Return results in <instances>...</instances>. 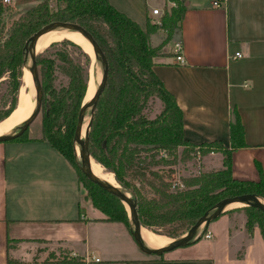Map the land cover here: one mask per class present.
Here are the masks:
<instances>
[{
	"label": "crops",
	"instance_id": "obj_1",
	"mask_svg": "<svg viewBox=\"0 0 264 264\" xmlns=\"http://www.w3.org/2000/svg\"><path fill=\"white\" fill-rule=\"evenodd\" d=\"M214 1L186 0L181 30L171 40L182 41L185 62L178 63L170 47L154 70L176 97L184 136L195 144L221 140L230 147L237 106L249 146L233 152V175L258 181L264 179V0H224L221 7ZM110 2L145 30L148 20L161 17L153 8L166 12L174 5ZM158 33L163 38L160 29L151 40ZM236 52L241 57L234 59ZM210 155L203 162L222 168L224 157L216 162ZM246 221L244 211L232 210L202 229L210 238L147 254L125 223L108 220L93 204L77 169L49 141L28 136L0 142V264H264L260 228L251 234ZM43 251L48 256L37 257Z\"/></svg>",
	"mask_w": 264,
	"mask_h": 264
},
{
	"label": "trees",
	"instance_id": "obj_2",
	"mask_svg": "<svg viewBox=\"0 0 264 264\" xmlns=\"http://www.w3.org/2000/svg\"><path fill=\"white\" fill-rule=\"evenodd\" d=\"M56 1V8L51 0L39 2L14 19L9 27L0 21V85L7 84L8 92V108L0 114V120L18 106L29 38L53 21L76 22L94 35L109 63L107 84L89 132V150L135 200L143 226L170 235L167 228H191L207 212L214 213L215 206L227 197L255 194L264 199L263 178L243 180L233 175V152L249 146L237 106L231 109L230 147L221 140L195 144L184 136L183 110L176 97L154 70L162 49L181 30L186 0H170L175 5L164 13L161 24L148 20L146 30L110 0ZM160 29L166 33L165 39L153 45L151 36ZM68 46L77 47L83 61L77 60ZM92 61L89 53L68 39L52 43L37 56L43 96L42 138L77 169L93 204L107 219L123 222L132 231V218L125 204L92 183L79 167L81 159L75 149V131L89 92ZM97 64L102 66L100 58ZM58 71L65 80L57 85ZM157 100L162 108L156 116L149 117V106ZM26 133L14 140L28 139ZM198 150L203 156L222 153L223 167L199 171L180 180L171 178L176 171L174 167L191 160ZM165 168L170 172L167 175ZM232 210H244L249 233L259 227L264 239V212L260 208L236 207L222 215ZM203 235L199 231L190 244Z\"/></svg>",
	"mask_w": 264,
	"mask_h": 264
},
{
	"label": "water",
	"instance_id": "obj_3",
	"mask_svg": "<svg viewBox=\"0 0 264 264\" xmlns=\"http://www.w3.org/2000/svg\"><path fill=\"white\" fill-rule=\"evenodd\" d=\"M55 30H68L81 33L91 43L95 52V57L100 58L101 60L103 66L101 81L99 82L98 86H96L93 97L88 101L85 100L79 112L78 124L75 131V140L79 144L81 149L79 154L81 159V170L92 183L97 184L102 189L117 196L125 204L126 207H129L130 216L132 218L133 224V229L131 233L135 242L143 252L147 254L161 255L176 248L189 245L194 239L198 237L199 231H201L203 228L205 229L207 225L219 218V216H221L223 212L229 210V207L235 203H242L245 206L252 205L260 208L264 212V200L255 194H241L237 196L227 197L215 206L214 213L209 214V212H207L189 229V231L185 235H183L179 239L174 240L161 248L151 247L145 242L142 235V230L145 226H143V224L141 223L135 200L131 197L128 192H125L122 189L120 184H113L108 180L100 178L93 171L92 163L93 161H97L92 156L89 150V132L99 98L102 95L107 84L109 74V63L102 47L99 45L94 35L86 27L76 22L53 21L43 26L40 30L34 33L27 41L25 58L27 64L25 69L29 70V72L31 73L32 80L34 82L35 107L31 116L21 126L17 128L19 130L15 133L13 131L11 133L0 136V142L11 141L24 135L29 129L31 123L41 112L43 96L39 66L37 62L38 53L36 51V45L42 35ZM28 61H30V64L28 63ZM87 118L88 124L85 134L83 136V127Z\"/></svg>",
	"mask_w": 264,
	"mask_h": 264
},
{
	"label": "rangeland",
	"instance_id": "obj_4",
	"mask_svg": "<svg viewBox=\"0 0 264 264\" xmlns=\"http://www.w3.org/2000/svg\"><path fill=\"white\" fill-rule=\"evenodd\" d=\"M32 1H35V0H17V2L15 3L14 2V6L12 5V2L11 4H6L4 3V1L2 0V11H0V21L1 22H4L6 24L7 27L11 26L12 22L14 21V19L18 18L21 14H23L26 10L30 9L31 7H27L29 5H31L32 3L34 4L35 2H32ZM39 1V0H37ZM53 2V6L56 8V4H57V1L56 0H51ZM175 5V3H174ZM173 5V6H174ZM26 7L24 9H21L22 7ZM35 6V5H34ZM172 6V7H173ZM33 7V6H32ZM171 8H168L167 11L170 12ZM165 13V12H164ZM164 15V14H163ZM163 15L159 18V20L155 21V23L157 24H161L160 22L162 21V17ZM165 32L163 30V38H162V34L158 33L157 35H155L152 39V43L154 45L158 44L159 41L161 39H165ZM162 40V41H163ZM161 41V42H162ZM59 42V41H58ZM81 47V46H80ZM170 47H174V42H169L167 43V45L162 49V51H165L167 52ZM68 49L70 51V53L77 58V60H82L83 61V58L80 54V50L77 48V47H74V46H68ZM83 49V48H82ZM45 50L41 51L40 53H38V55L42 54ZM91 56V55H90ZM92 65H91V69H90V80L93 79L95 84L98 85L99 82L101 81V78H102V71H101V67L98 66L97 64V58L96 57H92ZM25 70H24V77H23V81L25 79ZM41 79V77H40ZM63 80H65V77L63 76V74L61 72H57V80H56V84H60ZM24 84L21 88V91L22 89L24 90V92H26V95L28 97V95H30V92L32 91V87L34 89V82L32 80V85H26ZM7 84L3 83L0 85V114H2L7 108H8V92H7ZM34 91V90H33ZM21 93V92H20ZM21 96V95H20ZM20 100V98H19ZM33 100L35 102V96L33 97ZM86 100V99H85ZM88 101V100H86ZM19 104V103H18ZM18 107V106H17ZM162 108V104L160 101H154L150 104L149 106V109L147 111L149 117H154L156 116L160 110ZM17 109V108H16ZM15 109V110H16ZM14 110V111H15ZM13 111V112H14ZM12 112V113H13ZM12 113L10 115H12ZM9 115V116H10ZM8 116V117H9ZM8 117L4 118V119H1L0 122L4 121L5 119H7ZM42 125H43V107L41 109V112L39 113V115L36 117V119L31 123L27 133H26V136H31V137H38V136H42L43 137V133H42ZM19 129H16L14 131L17 132ZM76 149V147H75ZM79 149V152L81 151L80 147L78 148ZM211 154V155H210ZM210 154H207L205 156H213L212 153ZM78 155V154H77ZM79 156V155H78ZM205 156L202 155V159L201 161H199L197 158L193 157L191 160H188V161H183V162H180L177 166H175L174 168L176 169L175 173L172 174V177L173 179L175 180H180V178L184 177V176H189L191 174H196L198 173L199 171H211V169L213 170L212 167L213 164L210 163V159L206 160L205 162H203L205 160ZM80 157V156H79ZM224 156L221 154H219L218 156H213V160L217 162L220 161V158H223ZM212 162V161H211ZM98 163V162H97ZM100 164V163H99ZM80 170H81V162H80ZM104 167V166H103ZM221 167V165L219 166V168ZM105 168V167H104ZM164 173L167 175L169 174L170 172L168 171L169 169L168 168H165L164 169ZM82 171V170H81ZM130 177V176H129ZM116 178V177H115ZM132 178H134V176H132ZM117 183L120 184L118 182V180L116 179ZM83 184L85 186V190H86V193H87V196L90 198L89 196V190L87 188V186L85 185V182L83 181ZM121 185V184H120ZM91 199V198H90ZM264 200V199H263ZM242 206H245L244 204L241 205V206H236V207H242ZM236 207H229V209L231 208H236ZM244 211V210H243ZM245 212V211H244ZM190 229V228H189ZM189 229H183V228H179L178 226H174V227H170V228H167L166 231L170 233V235H165V234H161V233H157V234H160V235H163V236H166L168 238H171L173 239L172 241L174 240H177L179 239L180 237H182L183 235H185ZM201 230V229H200ZM153 231V230H152ZM155 232V231H153ZM48 252L45 253V251L43 252H38L37 253V257H41V256H48ZM60 256V254H59ZM58 255L55 254V256L53 257H59ZM61 257V256H60ZM50 258V257H49Z\"/></svg>",
	"mask_w": 264,
	"mask_h": 264
},
{
	"label": "bare ground",
	"instance_id": "obj_5",
	"mask_svg": "<svg viewBox=\"0 0 264 264\" xmlns=\"http://www.w3.org/2000/svg\"><path fill=\"white\" fill-rule=\"evenodd\" d=\"M68 39L79 46H81L87 53L91 55V57H95V52L93 50V47L91 43L79 32L75 31H68V30H55L51 32H47L44 35H42L36 45V51L37 53H40L41 51L45 50L48 48L52 43L62 41ZM25 79H24V84L26 85H32V77L31 73L29 70L25 69ZM25 85V86H26ZM96 84L93 79L90 80V87H89V92L86 97V100H90L96 89ZM30 92V95H26V92L22 89L20 93V100L17 109L10 115L7 119L4 121L0 122V136H3L5 134L11 133L15 131L19 126H21L32 114L34 107H35V102L33 100V97L35 95V90ZM88 124V118L85 120V124L83 127V136L85 134L86 128ZM79 144L77 143L76 145V151L77 154L79 155ZM93 166V171L95 174L103 178L105 180H108L112 182L113 184H118L116 181V178L112 172L104 168L101 164L93 161L92 163ZM243 205L242 203H235L231 205L230 207H236V206H241ZM127 209L130 213L129 207L127 206ZM142 235L145 240V242L150 245L151 247L154 248H161L163 246H166L170 242H172L173 239L168 238L166 236L157 234L156 232H153L151 229L144 227L142 230Z\"/></svg>",
	"mask_w": 264,
	"mask_h": 264
},
{
	"label": "built area",
	"instance_id": "obj_6",
	"mask_svg": "<svg viewBox=\"0 0 264 264\" xmlns=\"http://www.w3.org/2000/svg\"><path fill=\"white\" fill-rule=\"evenodd\" d=\"M3 1L6 4H11V2H12V0H3ZM223 3H224V0H215L214 1L215 6H218V7H221L223 5ZM152 13L155 15L160 14L162 16L164 14V11H162L160 8H153ZM183 48H184V46H183L182 41L177 40L174 42L173 53H174L175 59L178 63H184L185 62V57L183 55ZM239 57H241L240 52H236V54L233 56L234 59L239 58ZM194 157L197 158L199 161H201V159H202L201 152L199 150L196 151ZM205 236L207 238H210L211 234L205 233ZM96 260L99 261V259H96Z\"/></svg>",
	"mask_w": 264,
	"mask_h": 264
}]
</instances>
